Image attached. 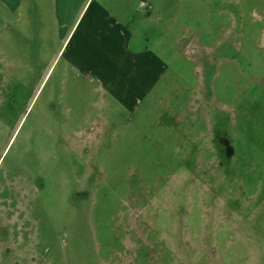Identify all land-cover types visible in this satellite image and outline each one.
Segmentation results:
<instances>
[{
    "label": "rangeland",
    "instance_id": "rangeland-1",
    "mask_svg": "<svg viewBox=\"0 0 264 264\" xmlns=\"http://www.w3.org/2000/svg\"><path fill=\"white\" fill-rule=\"evenodd\" d=\"M152 5L109 86L0 7V264H264V0Z\"/></svg>",
    "mask_w": 264,
    "mask_h": 264
},
{
    "label": "crops",
    "instance_id": "crops-1",
    "mask_svg": "<svg viewBox=\"0 0 264 264\" xmlns=\"http://www.w3.org/2000/svg\"><path fill=\"white\" fill-rule=\"evenodd\" d=\"M152 1L0 0V7L5 11V21L17 26L24 19H30L26 15L28 12H36L39 18L40 12L43 10L41 7H45L47 4L51 5L56 14L55 22L59 24L63 33L64 31L68 34L73 32L70 52L71 65L76 68L77 72L93 78L102 86H109L110 80H106V76L119 77L120 74H112L116 73L118 66L124 64L128 67L131 66L132 56L126 53L127 39L132 34L129 30L139 29L142 19L147 18L149 13L143 16L140 11L141 6H147L145 10L154 9L155 11ZM43 26L40 24V27ZM3 50L8 53V49L4 48ZM133 67L139 69L142 76L151 73L147 69H143L136 58H134ZM136 99L128 98L123 103L127 107L133 106L132 103Z\"/></svg>",
    "mask_w": 264,
    "mask_h": 264
}]
</instances>
